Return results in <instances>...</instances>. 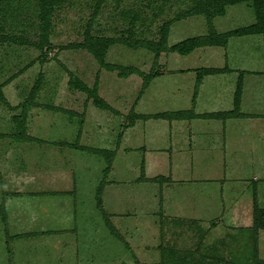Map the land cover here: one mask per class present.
Instances as JSON below:
<instances>
[{
    "label": "rangeland",
    "instance_id": "374dc122",
    "mask_svg": "<svg viewBox=\"0 0 264 264\" xmlns=\"http://www.w3.org/2000/svg\"><path fill=\"white\" fill-rule=\"evenodd\" d=\"M96 3L71 0L55 11L44 63L33 46L39 39L34 3H16L17 11L6 28L8 34L22 36L29 44L0 43V85L11 106L0 104V206L4 205L7 214L6 224L0 218V264H157L161 255L151 254L152 249L142 243L161 238L166 229L174 243L179 231L173 230L183 229L182 243L197 244L203 232L210 230V221L218 227L220 222L235 228L231 247L228 241L222 246L214 244L216 256L232 264H250L257 244L264 259V236L260 233L256 242L248 220H252L254 189L260 197L258 206L264 208V36L230 39L229 47L200 48L188 56L162 53L156 68L159 76L142 91L139 76L120 78L101 68L86 50L75 47L83 42L89 22L93 36L120 38L133 29L138 40L153 42L169 23L168 44L172 46L206 35L205 18L177 19L191 9L187 0H105L93 17ZM254 21L250 4L241 3L227 7L224 16L213 20V26L225 33ZM105 60L148 74L153 54L116 44L108 49ZM203 68L230 71L202 79L204 88L199 91L201 85L198 87L194 108L197 70ZM240 72L244 81L241 113L251 118L193 122L189 115L233 109ZM69 73L90 90L96 88L109 109L94 105L93 99L71 86ZM35 84L38 89L29 105ZM181 111L188 113L187 118H173ZM22 115L25 134L34 141L15 138V117ZM190 144L193 169L183 159ZM82 147L111 153L118 150L101 199L111 223L130 248L110 233L97 208V191L111 155H96ZM175 156L179 163L176 179L183 183L160 188V181L151 178L157 176L150 173L152 169L160 172V161L175 160ZM155 161L157 167L148 165ZM143 162L152 183L137 182ZM253 177L259 179L256 185ZM192 179L216 181L196 184L190 183ZM184 191L189 198L192 193L201 195V205L207 209L199 214L201 225L191 221L187 215L191 205L180 206V199L168 204L176 208L161 210L163 197L172 193L175 199ZM224 209L228 215H219ZM193 211L198 214V209ZM222 235L215 231L208 236L212 240ZM173 250L178 253L183 248ZM191 250L190 256L180 253L178 262L192 258ZM196 251L204 253L203 248ZM193 258L198 262L191 264H201L199 255ZM174 260L171 256L172 264Z\"/></svg>",
    "mask_w": 264,
    "mask_h": 264
},
{
    "label": "trees",
    "instance_id": "16d2710c",
    "mask_svg": "<svg viewBox=\"0 0 264 264\" xmlns=\"http://www.w3.org/2000/svg\"><path fill=\"white\" fill-rule=\"evenodd\" d=\"M71 0H0V43L11 42L16 45H27L29 42L25 40L22 36L17 35H10L6 32V28L9 27V19L13 17L16 13L17 8L14 7L16 3H25V4H32L35 5V12H36V20L37 22L35 25L38 28V41L33 44L34 47L41 53L40 57L38 58L41 63L46 61V51L50 49L49 44V34L51 31L52 26V17L55 11L67 4ZM105 0H97L95 5V10L93 13V17L99 11L102 3ZM190 1L192 7L190 10L185 12L181 17L177 19H183L192 16H203L205 18L206 26H207V34L202 36H196L192 38L185 39L177 44L170 46L168 44V28L169 23H165L162 28L160 29V38L157 42L147 41V40H138L135 37V33L133 29H128L124 31L125 35H122L120 38H107V37H98L93 36L90 33L91 22H89L85 32L83 42L76 45L75 47L82 48L86 50L98 63V65L105 69L108 72H116L117 76L120 78H127L131 75H137L142 79V91H145L150 83L159 76V73L156 71L158 66L159 57L162 53H175L180 56H188L192 52L200 48H213V47H220L226 48L228 42L231 38H238V37H245V36H255V35H262L264 36V0H187ZM241 3H249L251 8L253 9L255 15V21L252 25L237 28L235 30H231L225 33H218L214 26L213 20L217 17H222L225 15L226 8L229 6H233L236 4ZM13 20V18H12ZM134 25V21L132 26ZM122 45L130 50H138L143 49L153 54V62L152 67L150 68V72L144 73L139 69L132 67V66H121L116 64H109L106 62L105 58L108 52V49L113 45ZM196 75V83H195V90L192 99V105H195V99L197 97V89L200 86L202 79L205 76H213L224 74L229 72L228 68H203L197 70ZM243 72H240L237 83H236V90L234 93L233 99V109L228 112H221V113H214L209 115H204V117L217 119V120H224L230 118H239L242 117L240 112V101L242 95V87H243ZM69 84L74 88L80 90L81 92L85 93L88 96V99H93L94 105L102 108V109H109V107L99 99L98 95L96 94V88L89 89L87 88L82 82L78 81L77 78L73 74H70ZM38 89V84H35L32 91L30 92L29 96V105H33V100L35 98V94ZM0 104L4 105L7 108H11L8 101L6 100L4 93H3V85H0ZM24 107V113H25ZM188 114L186 112H178L173 118L180 119ZM190 114V113H189ZM135 116V115H134ZM138 116V115H136ZM24 115L15 117L16 123L18 124V131L15 134V138L22 141H34L35 139L29 137L25 134V127H24ZM147 118V116H145ZM132 122H130L131 124ZM83 151H89L96 155H104L109 156L111 155V159L108 158V166L104 170V176L100 183V187L97 191V208L101 212L104 217L105 225L110 233L125 243L124 238L120 235L118 230L114 227L111 223L109 216L104 211L102 206V192L103 188L107 183V175L109 172V168L111 167L113 153L103 151V150H96V149H88V148H80ZM253 206H252V220H251V229L254 232V239L257 242L258 232L260 230H264V209H260L258 207L257 202V193H255V189L253 191ZM0 218L6 224L7 223V214L4 209V205L0 206ZM174 264H191L192 258L184 261L178 262L177 259L174 260ZM201 261V259H200ZM250 262V261H249ZM218 264H232L231 260H226L224 258L219 259L217 261ZM137 264H141L137 262ZM156 264V263H155ZM157 264H166L164 261H160ZM202 264V261H201ZM204 264V262H203ZM235 264H240L236 262ZM248 264V263H247ZM250 264H264V261L258 258V249L257 244L255 245L254 250V258Z\"/></svg>",
    "mask_w": 264,
    "mask_h": 264
},
{
    "label": "crops",
    "instance_id": "0c3cea01",
    "mask_svg": "<svg viewBox=\"0 0 264 264\" xmlns=\"http://www.w3.org/2000/svg\"><path fill=\"white\" fill-rule=\"evenodd\" d=\"M256 36H259V35H255V36H245V37H256ZM231 39H234V38H231ZM229 43L230 42H228V47H229ZM214 76H216V75H214ZM205 80V79H204ZM204 80H202V82H201V86L199 87L200 89H199V91L201 90V88H204ZM243 83H244V81H243ZM244 85V84H243ZM244 87V86H243ZM199 91H198V95H197V98H199ZM243 93H244V90L242 89V95H241V101H240V112L242 111V107H241V105L243 104V99H242V96H243ZM197 102V101H196ZM198 105V103H195V105H194V108H196V106ZM181 112H183V111H181ZM214 113H216V112H206V113H197V114H195V115H193V116H190L189 115V117H191L192 119L191 120H193V122L195 121H205V120H217V119H211V118H207V117H204V115H209V114H214ZM218 113H221V112H218ZM242 114V117H239V118H230V119H250L251 118V116H250V114H245V113H241ZM264 116V115H263ZM263 116H261L262 118H264ZM166 117V116H165ZM185 118H187V116L185 117H182V118H180L181 120H183V119H185ZM229 119V120H230ZM227 120V119H226ZM226 120H225V123L223 122V124H224V127H226ZM217 121H220V120H217ZM192 123L190 122L189 123V126L191 125ZM132 126H134V125H132ZM190 130L192 129V128H189ZM192 144H190V145H188V147L186 148L187 150V152H188V155H186L187 157L186 158H183V159H185V164H186V166L187 167H191V169H193V166L195 165V163H194V161H193V153L191 152V150H192ZM120 148V147H119ZM162 150H164V149H162ZM184 150V149H183ZM126 152L128 151V150H125ZM150 151L151 152H153L154 150L153 149H150ZM131 152V151H130ZM127 154H129L128 152H127ZM113 157H112V163H111V167H110V170H111V168H112V166H113V163L115 162V159L118 157V150H114V152H113ZM153 158V157H152ZM169 158V157H168ZM166 159V160H161L160 161V164H159V171L160 172H157V170H155L154 171V169H152V171H151V173L150 174H152V176H157V177H151L152 179H156L157 178V180H159L160 181V188H162V186L163 185H166V187H169V186H174V184L173 183H183L182 181L183 180H180V179H176V166H177V164H179V163H177V161H176V156L174 157V159L175 160H173V159ZM177 163V164H176ZM182 163H183V161H182ZM145 165H147L145 162H143V164L141 165V169H140V176L138 177V180L139 181H137V182H146V183H149V182H154V180H152V179H150V178H148V176L150 175V174H147V170L145 169L146 168V166ZM149 166L151 165L152 167H157L158 165H157V162L155 161V162H153V163H149L148 164ZM173 167H175L174 169H175V171L173 170ZM181 168H184L183 167V164H182V167ZM179 169V168H178ZM182 171V170H181ZM110 172V171H109ZM191 172V171H190ZM158 173V174H157ZM159 177H162V179L161 178H159ZM168 177H173V179H171V178H168ZM165 178H167L168 180H166ZM189 181V180H188ZM208 181H216V180H200V179H192L191 181H190V183H196V184H200L201 182H208ZM259 181V179L258 178H256V177H253L252 178V183L254 184V185H256L257 183L256 182H258ZM110 182H107L106 183V185L104 186V188H103V192H105V188H106V186L109 184ZM168 185V186H167ZM252 187L254 188H256V190H257V187L256 186H253L252 185ZM162 190V189H161ZM258 191V190H257ZM102 192V195L104 194ZM182 195H179V196H177L175 199L174 198H172L171 197V195H172V193H170L169 195H166V197H163V198H165V204H163V205H161V210H162V208H169L170 209V207H173V208H176L175 206H168V204L169 205H171V204H176V202H175V200L177 199H180V206L182 205V207H183V205L186 203L188 206H190L191 205V207H188V208H190L189 209V211H188V213H187V215H191V217H192V219H191V221L193 222V223H197L198 225L200 224L201 225V223H202V221L200 220V218H199V214L201 213V211H204V210H207L206 209V206H204V207H202V205H201V203H202V200H201V195L200 194H194V193H192V195L193 196H191L190 198H189V194L188 193H185V191L183 192V193H181ZM196 195V196H195ZM110 197V194H109V196H108V198ZM257 198H258V202H259V195H258V193H257ZM167 200V201H166ZM103 203H105V201H103V199H102V206H103ZM222 207H225L224 205H222ZM259 207V206H258ZM103 208H104V206H103ZM195 208V209H194ZM260 209H264L263 207H259ZM198 209V214L197 213H195L193 210H197ZM224 211V212H223ZM222 212L223 213H219V215H222V214H224V215H228V212L226 213V210L224 209ZM220 212V211H219ZM172 213V212H171ZM171 219H173L172 217H171ZM177 219H179V218H177ZM181 219H183V218H181ZM249 220V223H251V220L250 219H248ZM181 221V220H180ZM185 221H189V220H183V222H185ZM238 223V222H237ZM210 226H209V229L210 230H205V232H203V236H201V239L198 237V239H200V240H197L196 242H197V244H193V245H188V244H183L182 242V240L184 239V236H183V234L184 233H182V230H173V231H176L177 233H178V231H179V233H178V235H177V237L175 238V242L174 243H170V239L171 240H173V238H171L170 237V233H169V235L167 236V229L166 230H163V232H162V236H161V238H158V239H153L152 241H150V242H148V243H146V244H144V243H142V245L143 246H145V248H148L149 247V249H152L151 251H149L151 254H154V253H158L159 255H161V257H160V260H158L159 262L160 261H164L166 264H172V262H170V257L172 256V257H175V259L178 257V256H180V253H185L187 256H190L191 254H190V252H188V250H189V248L191 247L192 248V256L193 257H196V255H199V257H200V259H201V261L202 262H204V263H207V261H209V263H213V261L215 262V261H218L219 259H222V258H224V257H220V256H216V253H218V252H216V253H214V250L212 249L215 245V243H218V242H220L221 244H219L220 246H222L223 245V243H225L226 241H228V245H229V247H231V243L233 242V241H235V239H233L232 238V233H234V231L233 230H235V228H233L234 227V225H232V226H228L227 227V225L226 224H220V222H218L217 224L219 225V227L216 225V224H214V222H212V221H210ZM241 224V223H240ZM203 225V224H202ZM224 225V226H223ZM250 225V224H249ZM251 226V225H250ZM115 227V226H114ZM204 227V226H203ZM116 228V227H115ZM117 230H118V232L120 233V235L125 239V242L127 243V245H128V247L130 248L131 247V245H130V243L129 242H127V240H126V238H125V236H123L122 235V233H121V231L118 229V228H116ZM130 229V228H129ZM237 230H236V232H238V228H236ZM215 231H219V234H221V233H223V235L221 236V237H217V238H215V239H209V237L210 236H208L209 235V233H210V235H214V232ZM235 232V233H236ZM260 233H261V236H264V230H260L259 232H258V237H257V240H259L260 239ZM126 234V233H125ZM216 235H218V234H216ZM126 236H129V239L131 240L132 239V237H131V235L129 234V233H127L126 234ZM208 236V237H207ZM190 237V236H189ZM177 240V241H176ZM215 242H214V241ZM210 241H212L211 243H210ZM180 244H182L181 246H180ZM181 247V250H182V248H183V251H178V253L175 251V250H173V248H176V250L177 249H179ZM184 248H186L185 250H184ZM193 248H197V249H199V251L201 250V248H203L204 249V253L203 254H200V252H197L196 251V253L194 252L195 251V249H193ZM148 249V250H149ZM257 249H258V258L260 259V260H262V261H264V259H262V257L259 255L260 254V251H259V247L257 246ZM224 250V249H223ZM223 250H221V251H223ZM147 251V250H146ZM225 251H227V248L225 249ZM228 252H230V250L228 249ZM225 253V252H224ZM226 254V253H225ZM183 256H185L184 254H183ZM192 257V261L193 262H198V261H196V259L195 258H193ZM157 258H158V256H157ZM217 258H219V259H217ZM224 259H226V258H224ZM227 260V259H226ZM158 262V263H159ZM175 262V261H174ZM174 264V263H173Z\"/></svg>",
    "mask_w": 264,
    "mask_h": 264
}]
</instances>
